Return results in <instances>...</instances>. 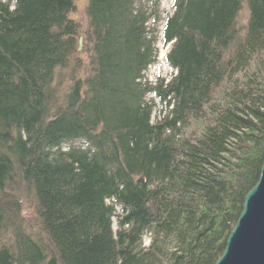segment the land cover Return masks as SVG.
Segmentation results:
<instances>
[{
  "label": "trees",
  "instance_id": "trees-1",
  "mask_svg": "<svg viewBox=\"0 0 264 264\" xmlns=\"http://www.w3.org/2000/svg\"><path fill=\"white\" fill-rule=\"evenodd\" d=\"M245 5L239 33L241 0H87L81 30L73 0H0V264L215 263L264 159V0Z\"/></svg>",
  "mask_w": 264,
  "mask_h": 264
},
{
  "label": "rangeland",
  "instance_id": "rangeland-1",
  "mask_svg": "<svg viewBox=\"0 0 264 264\" xmlns=\"http://www.w3.org/2000/svg\"><path fill=\"white\" fill-rule=\"evenodd\" d=\"M173 0H159L160 3V9L164 12H171V3ZM242 1V7L238 13V16L235 20V30L239 33L243 30L244 24L247 19V9L245 5L246 0ZM87 0H73V9L68 13L69 18H71L73 21H75L81 28V30H84L87 18L85 13V7H86ZM83 43V41H82ZM158 48V60L160 62V66H151L148 70L147 76L149 79H153L155 76H164L165 78H169L171 70L169 67L165 64L163 61L164 54L168 51V46H162L160 43L157 44ZM81 48L78 52H76V58H79V61L81 62L82 66L76 67L77 71H79L81 74L85 73V68L88 62V54L82 50ZM70 70L68 66L63 68L56 69L53 81L51 83V87L56 90V97L60 98L62 97L63 93L66 91L67 86L69 85L71 81L70 77ZM165 105H160L156 101V108L154 111L153 118H157L162 115V113L165 111ZM203 125V122H196L193 123L191 128L187 131V136L194 137L200 134L201 127ZM264 160V159H263ZM6 193V194H5ZM5 193H3V197L12 204L15 209L19 206V210L17 213H14L16 216L15 222L21 226L24 230L29 232L32 235L40 234L38 223L35 220L34 217V211H33V201L27 193H25L19 184H16L15 186H12L10 189L6 190ZM13 215V214H12ZM144 243L147 244L148 240L145 239Z\"/></svg>",
  "mask_w": 264,
  "mask_h": 264
},
{
  "label": "water",
  "instance_id": "water-1",
  "mask_svg": "<svg viewBox=\"0 0 264 264\" xmlns=\"http://www.w3.org/2000/svg\"><path fill=\"white\" fill-rule=\"evenodd\" d=\"M81 40L79 36L77 51ZM214 264H264V160L258 180L244 197L242 211Z\"/></svg>",
  "mask_w": 264,
  "mask_h": 264
}]
</instances>
